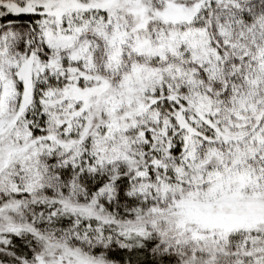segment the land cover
I'll use <instances>...</instances> for the list:
<instances>
[{"label":"snow or ice","instance_id":"obj_1","mask_svg":"<svg viewBox=\"0 0 264 264\" xmlns=\"http://www.w3.org/2000/svg\"><path fill=\"white\" fill-rule=\"evenodd\" d=\"M0 264H264V0H0Z\"/></svg>","mask_w":264,"mask_h":264}]
</instances>
